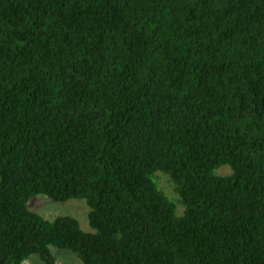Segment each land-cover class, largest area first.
I'll use <instances>...</instances> for the list:
<instances>
[{
  "label": "trees",
  "instance_id": "trees-1",
  "mask_svg": "<svg viewBox=\"0 0 264 264\" xmlns=\"http://www.w3.org/2000/svg\"><path fill=\"white\" fill-rule=\"evenodd\" d=\"M51 246L264 264V0H0V264Z\"/></svg>",
  "mask_w": 264,
  "mask_h": 264
},
{
  "label": "rangeland",
  "instance_id": "rangeland-1",
  "mask_svg": "<svg viewBox=\"0 0 264 264\" xmlns=\"http://www.w3.org/2000/svg\"><path fill=\"white\" fill-rule=\"evenodd\" d=\"M159 172V171H158ZM220 172H229L228 166L222 167ZM158 181L166 193L175 198L173 183L170 177L164 173H158ZM29 208L36 211L48 219H52L57 215H71L77 218L80 222L82 229L91 231L88 221L89 206L84 198H71L65 201H56L47 196L46 194L39 193L34 195L28 201ZM51 250L55 255L57 264H83L78 256L71 250L57 248L51 246ZM23 264H45L38 254H32Z\"/></svg>",
  "mask_w": 264,
  "mask_h": 264
}]
</instances>
